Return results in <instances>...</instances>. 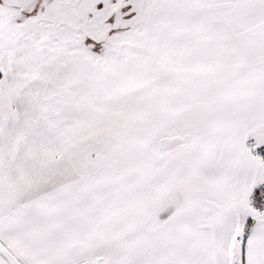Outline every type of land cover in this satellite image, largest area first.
Returning a JSON list of instances; mask_svg holds the SVG:
<instances>
[{"label": "snow or ice", "instance_id": "6c2138e0", "mask_svg": "<svg viewBox=\"0 0 264 264\" xmlns=\"http://www.w3.org/2000/svg\"><path fill=\"white\" fill-rule=\"evenodd\" d=\"M0 264H264V0H0Z\"/></svg>", "mask_w": 264, "mask_h": 264}]
</instances>
